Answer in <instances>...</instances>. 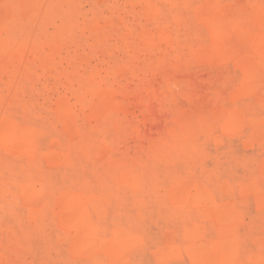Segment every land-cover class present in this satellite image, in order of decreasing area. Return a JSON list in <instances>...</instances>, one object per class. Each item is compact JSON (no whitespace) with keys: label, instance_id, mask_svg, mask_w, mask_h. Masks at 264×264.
I'll use <instances>...</instances> for the list:
<instances>
[{"label":"rangeland","instance_id":"rangeland-1","mask_svg":"<svg viewBox=\"0 0 264 264\" xmlns=\"http://www.w3.org/2000/svg\"><path fill=\"white\" fill-rule=\"evenodd\" d=\"M0 19V264H264V0Z\"/></svg>","mask_w":264,"mask_h":264},{"label":"bare ground","instance_id":"bare-ground-1","mask_svg":"<svg viewBox=\"0 0 264 264\" xmlns=\"http://www.w3.org/2000/svg\"><path fill=\"white\" fill-rule=\"evenodd\" d=\"M36 1H37V0H36ZM202 14H203V13H202ZM248 17H249V16H248ZM243 18H244V16H243ZM243 18H242V19H243ZM242 19H241V21H242ZM244 20H245V19H244ZM0 21H1V19H0ZM223 21H224V20H223ZM241 23H242V22H241ZM223 26H224V25H223ZM225 26H226V25H225ZM220 30H221V29H220ZM220 30H219V31H220ZM223 34H224V32H223ZM226 43H228V42H226ZM246 63H247V62H246ZM247 64H248V63H247ZM249 66H250V65H249ZM246 70H247V69H246ZM257 70H258V69H257ZM259 72H260V71H259ZM255 74H256V73H255ZM243 75H244V74H243ZM261 76H262V75H261ZM245 77H246V76H245ZM256 77H257V76H256ZM248 78H249V77H248ZM258 78H259V77H258ZM244 90H245V89H244ZM250 91H251V90H250ZM250 91H249V92H250ZM233 112H234V111H233ZM236 114H237V113H236ZM232 115H234V113H233ZM236 116H237V115H236ZM228 117H230V116H228ZM234 117H235V116H234ZM234 117H233V118H234ZM229 120H230V119H229ZM235 121H236V120H235ZM233 124H234V123H233ZM238 127H239V126H238ZM236 131H237V130H236ZM233 252H234V251H233Z\"/></svg>","mask_w":264,"mask_h":264}]
</instances>
